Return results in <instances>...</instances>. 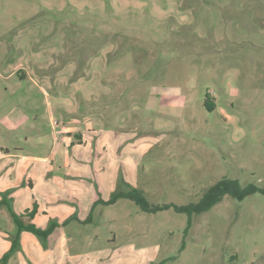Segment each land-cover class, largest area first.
Masks as SVG:
<instances>
[{"label":"rangeland","instance_id":"rangeland-1","mask_svg":"<svg viewBox=\"0 0 264 264\" xmlns=\"http://www.w3.org/2000/svg\"><path fill=\"white\" fill-rule=\"evenodd\" d=\"M64 125L88 145L67 148ZM24 158L26 174L100 187L66 199L84 214L60 231L80 263L264 264V195L225 196L189 229L173 209L105 204L264 188V0H0V179L18 181L17 215L42 200L17 180ZM0 231L15 232L5 206Z\"/></svg>","mask_w":264,"mask_h":264},{"label":"crops","instance_id":"crops-1","mask_svg":"<svg viewBox=\"0 0 264 264\" xmlns=\"http://www.w3.org/2000/svg\"><path fill=\"white\" fill-rule=\"evenodd\" d=\"M88 127H90V125H88ZM62 130V134H64L62 139L66 141L67 148H72L73 151L76 150L77 152V147L82 148L88 145L86 136L80 128L76 126L65 127L64 125V129ZM102 146H104V143L102 141H97L94 150L96 151ZM5 156L8 157L10 155L6 154ZM24 159L26 164L24 166L21 165V170L25 172L28 167L27 160L29 159ZM70 161V159H66L67 163H70ZM28 170L31 171V166ZM40 173L26 174L25 172L24 174L22 172L17 180L26 178L30 190H40L39 193L42 200L39 202L34 199L32 203V206H36V213L31 219V223L35 224L37 227L45 228L48 220H54L57 222L58 227L52 233L53 235L58 232L60 233L63 228V223L73 215L76 216L79 221L83 219L84 214L77 211V208L70 206V204H65L68 202L66 199L69 198L71 203L77 202L79 204L77 200L79 197H87V203H93V200L96 198L95 195L100 191V187H97L94 193L90 185L85 186L75 181L63 183L59 181L58 178L56 180L45 181L44 176L40 175ZM8 174H10V171ZM11 176L12 175L9 177ZM17 182L5 181L4 178L0 179V193H8L4 196V199L5 202L10 205H12L14 197L19 195L17 191ZM61 184H64V186L62 187ZM41 188L44 191H41ZM1 199L2 197L0 196V201ZM14 213L17 214L16 211H14ZM11 229L13 228L11 227ZM52 235L49 238H51ZM59 235V238L54 244L48 243L43 245L31 233L22 232L19 238V249L10 256L7 264H83V262L80 263L75 260L76 255L70 254L69 250L71 249L66 245L64 234L60 233ZM11 237L12 235H10V233L0 231V260L11 248Z\"/></svg>","mask_w":264,"mask_h":264},{"label":"trees","instance_id":"trees-1","mask_svg":"<svg viewBox=\"0 0 264 264\" xmlns=\"http://www.w3.org/2000/svg\"><path fill=\"white\" fill-rule=\"evenodd\" d=\"M257 193L264 195V188H259L252 184L240 186L236 180L222 179L208 188L197 203H192L186 206L177 207L171 205H151L146 201L142 192L135 188L117 189L110 194L109 200L105 204L109 205L120 199H125L132 201L141 211L146 213H155L157 211L173 209L178 213H184L188 216L189 229L192 226L193 216L210 210L213 206L218 204L223 197L229 196L235 200L241 201L247 196ZM7 194L8 193H0V196L2 197L0 206H5L8 210L15 225V232L11 237V248L1 258L0 264H7L10 256L19 249V238L22 232L31 233L41 244H43L58 227L57 222L54 220H48L47 226L45 228L37 227L35 224L31 223V219L36 213L35 205L31 210H27L21 215L15 214L8 203L5 202L4 196ZM98 203L99 201H96L93 207ZM75 219L76 216L73 215L63 223V226L69 221Z\"/></svg>","mask_w":264,"mask_h":264}]
</instances>
